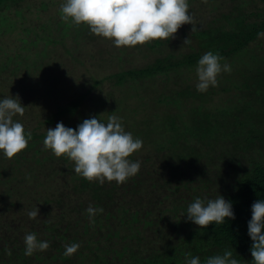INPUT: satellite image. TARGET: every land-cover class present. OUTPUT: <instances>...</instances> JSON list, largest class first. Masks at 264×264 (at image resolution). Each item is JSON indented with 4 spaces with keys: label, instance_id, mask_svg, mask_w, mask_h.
Listing matches in <instances>:
<instances>
[{
    "label": "trees",
    "instance_id": "16d2710c",
    "mask_svg": "<svg viewBox=\"0 0 264 264\" xmlns=\"http://www.w3.org/2000/svg\"><path fill=\"white\" fill-rule=\"evenodd\" d=\"M61 3L0 0V97L18 95L26 108L14 119L32 133L14 157L0 154V264H185L186 254L204 264L225 249L251 264L247 222L252 203L264 199V0H188L197 31L184 24L169 40L119 48L83 23L79 34L68 32ZM59 48L86 64L89 79L74 98L44 108L37 97L51 91ZM207 51L231 70L199 92L195 68ZM120 61L113 72H95L99 62ZM109 115L143 141L129 157L140 170L123 183L89 181L43 145L57 122L75 128ZM219 194L232 201L234 220L201 228L183 216L196 197ZM89 205L104 211L90 219ZM27 232L50 247L24 255ZM73 242L79 249L64 256Z\"/></svg>",
    "mask_w": 264,
    "mask_h": 264
},
{
    "label": "clouds",
    "instance_id": "9594fccd",
    "mask_svg": "<svg viewBox=\"0 0 264 264\" xmlns=\"http://www.w3.org/2000/svg\"><path fill=\"white\" fill-rule=\"evenodd\" d=\"M59 7L62 20L87 25L92 34L110 40L117 48L143 45L157 39L169 40L184 24L192 25L191 32L198 30L189 12L188 0H62ZM258 35L264 36V33ZM190 43V38H186L183 46ZM221 59L212 51L199 58L195 68L197 91L205 92L210 86H217L218 75L231 70L229 64L220 63ZM25 108L18 95L0 97V154L7 158L24 150L31 139V131L26 132L24 125L14 119L22 116ZM43 145L57 157L66 156L74 161L75 174L100 184L105 180L123 183L135 176L141 167L139 160L129 157L142 148L143 141L126 131L122 118L117 115H109L106 122L100 116H91L75 128L57 122L54 128L46 130ZM103 211L93 205L86 209L90 219ZM27 214L29 218H36L39 209L36 207ZM183 216L201 228L235 219L232 201L220 194L207 200L196 197ZM247 234L252 241L251 264H264V199H257L251 205ZM24 244L26 256L50 247V242L38 240L35 232L25 234ZM79 247L78 242L70 243L65 246L63 255L71 256ZM185 264H201V261L198 256L186 254ZM204 264H240V261L232 250L225 249L223 254L207 257Z\"/></svg>",
    "mask_w": 264,
    "mask_h": 264
},
{
    "label": "rangeland",
    "instance_id": "374dc122",
    "mask_svg": "<svg viewBox=\"0 0 264 264\" xmlns=\"http://www.w3.org/2000/svg\"><path fill=\"white\" fill-rule=\"evenodd\" d=\"M66 26H69L67 27L68 32H71V27L75 29V32L77 34H79V31L81 30V28L78 25L71 23V21L67 22ZM61 34H63V32L60 33V36H62ZM70 37H73V35H70ZM61 48L58 49L60 50V52H57L52 56L53 71L51 72V77L50 78L48 77L46 80L48 84L47 89H51V91L48 94L45 93L43 96L37 97V101L44 108L52 106L57 99L59 100V102H63L64 100H70L74 98L75 96L78 95V90L81 89V84L83 83V81H85L86 78L89 79V76L82 75L84 73V67H86V64H82V63L75 64L78 65V67L76 69H73L75 65L72 64V61H75L77 59L70 57L69 55H64L63 50ZM85 52L86 50L81 51V53H83L84 56L87 58L89 54ZM80 56L82 55L80 54ZM123 58L124 57H122V59ZM115 60L118 61L117 58H115ZM98 64L99 67L95 69V72H97L98 74H103L106 72L108 73L115 71L116 69H114V67L117 66L115 64L121 66L122 63L120 61V63L110 62V64L107 63L103 64L99 62ZM136 64L137 62H134L133 64L129 63L128 66H136ZM124 68H128V67L125 66ZM93 70L94 69L92 68V71ZM156 77L162 78L161 75L159 74L156 75ZM155 80L160 82V79H155ZM54 92L56 94L55 96H54ZM105 95L107 94L103 93L100 95V97ZM64 96L65 98H63Z\"/></svg>",
    "mask_w": 264,
    "mask_h": 264
}]
</instances>
